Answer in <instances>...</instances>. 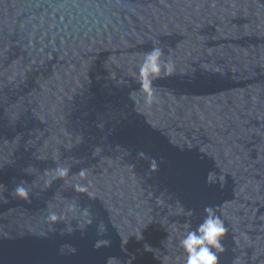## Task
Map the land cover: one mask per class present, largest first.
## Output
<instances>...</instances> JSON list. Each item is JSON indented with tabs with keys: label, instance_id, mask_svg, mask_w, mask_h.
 <instances>
[{
	"label": "water",
	"instance_id": "water-1",
	"mask_svg": "<svg viewBox=\"0 0 264 264\" xmlns=\"http://www.w3.org/2000/svg\"><path fill=\"white\" fill-rule=\"evenodd\" d=\"M207 209L264 264V0H0V264H185Z\"/></svg>",
	"mask_w": 264,
	"mask_h": 264
},
{
	"label": "clouds",
	"instance_id": "clouds-1",
	"mask_svg": "<svg viewBox=\"0 0 264 264\" xmlns=\"http://www.w3.org/2000/svg\"><path fill=\"white\" fill-rule=\"evenodd\" d=\"M162 51L154 48L145 56V61L141 66V72L144 76L152 73V79H155L160 73V58ZM148 80L143 81V86L148 87ZM66 171V170H64ZM64 172H61L63 175ZM15 194L20 197H27V192L22 185H17ZM209 215L194 231H189L181 240V246L187 253L185 264H218V256L215 250L222 251L221 238L226 233L223 222L214 218L211 209H207ZM55 219V215H52Z\"/></svg>",
	"mask_w": 264,
	"mask_h": 264
}]
</instances>
